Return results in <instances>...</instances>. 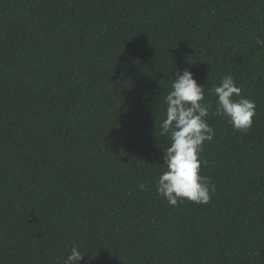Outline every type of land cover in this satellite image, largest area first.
<instances>
[{
    "label": "trees",
    "instance_id": "obj_1",
    "mask_svg": "<svg viewBox=\"0 0 264 264\" xmlns=\"http://www.w3.org/2000/svg\"><path fill=\"white\" fill-rule=\"evenodd\" d=\"M264 0H0V264H264ZM232 74L252 127L210 115L207 204L171 206L164 98ZM144 184L146 188L140 189ZM93 257H95L93 259Z\"/></svg>",
    "mask_w": 264,
    "mask_h": 264
},
{
    "label": "clouds",
    "instance_id": "obj_2",
    "mask_svg": "<svg viewBox=\"0 0 264 264\" xmlns=\"http://www.w3.org/2000/svg\"><path fill=\"white\" fill-rule=\"evenodd\" d=\"M256 43L264 47V37L258 36ZM194 75L188 69L176 71L171 90L164 98L166 118L160 124L161 135L170 144L163 148L166 171L158 178L156 192L176 207L185 201L207 204L216 191L211 179L201 174V165L208 164L201 158L204 144L215 136L207 118L227 117L235 130L246 133L256 115L255 102L241 95L242 89L232 74L223 76L210 90L217 97L214 108L212 102L205 100V85H200ZM139 187L144 190L146 185ZM85 255L80 245L74 244L63 264H80Z\"/></svg>",
    "mask_w": 264,
    "mask_h": 264
}]
</instances>
